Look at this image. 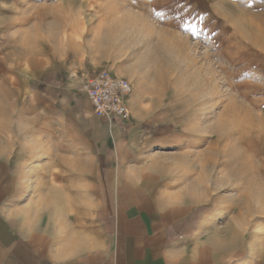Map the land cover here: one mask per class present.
Instances as JSON below:
<instances>
[{
	"label": "rangeland",
	"instance_id": "rangeland-1",
	"mask_svg": "<svg viewBox=\"0 0 264 264\" xmlns=\"http://www.w3.org/2000/svg\"><path fill=\"white\" fill-rule=\"evenodd\" d=\"M102 71L133 85L143 189L200 206L205 235L264 264V0H0V166L28 218L84 252L107 171L36 88Z\"/></svg>",
	"mask_w": 264,
	"mask_h": 264
},
{
	"label": "crops",
	"instance_id": "crops-1",
	"mask_svg": "<svg viewBox=\"0 0 264 264\" xmlns=\"http://www.w3.org/2000/svg\"><path fill=\"white\" fill-rule=\"evenodd\" d=\"M74 77L42 78L36 101L68 113L107 171L109 190L96 212L99 242L86 252L85 238L57 243L44 223L28 218L13 194L8 167L1 165L0 264H263L237 255L235 245L205 235L200 206L163 208L150 196L143 189L144 134L136 122L134 98L127 99L130 120L109 123L77 92L80 79ZM51 214L47 229L60 219L56 212ZM69 229L64 225V231Z\"/></svg>",
	"mask_w": 264,
	"mask_h": 264
},
{
	"label": "built area",
	"instance_id": "built-area-1",
	"mask_svg": "<svg viewBox=\"0 0 264 264\" xmlns=\"http://www.w3.org/2000/svg\"><path fill=\"white\" fill-rule=\"evenodd\" d=\"M132 91L133 85L128 79L107 71L84 76L77 86V92L89 101L94 114L109 123L130 120L127 99Z\"/></svg>",
	"mask_w": 264,
	"mask_h": 264
},
{
	"label": "bare ground",
	"instance_id": "bare-ground-1",
	"mask_svg": "<svg viewBox=\"0 0 264 264\" xmlns=\"http://www.w3.org/2000/svg\"><path fill=\"white\" fill-rule=\"evenodd\" d=\"M164 47H165V46H164ZM173 51H174V49H173ZM173 51H172V53H173ZM176 51H177V50H176ZM170 53H171V52H170ZM172 53H171V54H172ZM168 54H169V53H168ZM173 54H174V53H173ZM164 57H165V55H164ZM166 58H167V57H166ZM171 59H172V57H171ZM164 60H165V59H164ZM171 62H172V61H171Z\"/></svg>",
	"mask_w": 264,
	"mask_h": 264
}]
</instances>
